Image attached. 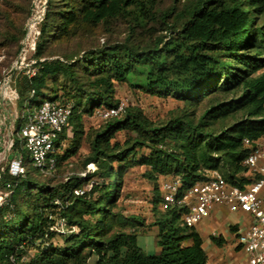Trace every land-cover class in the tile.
I'll list each match as a JSON object with an SVG mask.
<instances>
[{"label": "trees", "instance_id": "16d2710c", "mask_svg": "<svg viewBox=\"0 0 264 264\" xmlns=\"http://www.w3.org/2000/svg\"><path fill=\"white\" fill-rule=\"evenodd\" d=\"M45 1L32 56L35 74L21 77L16 90L20 101L35 107L45 100L71 105L73 113L58 137L52 175L26 164L24 178H1L0 188L8 184L11 193L0 206V264H87L92 256L94 264H206L194 228L181 223L179 210L160 207L159 185L177 179L186 189L206 181L211 171L240 188L249 184L242 162L250 147L243 141L251 146L264 137V0H191L177 13V28L164 24L169 30L164 42L154 39L144 48L108 44L78 59L70 54L41 60L47 42L64 39L72 28L128 20L127 43L136 29L144 31L156 20L151 0ZM33 8L30 0L27 17ZM169 14L160 15L162 22ZM25 23L18 33L21 39ZM141 67L145 73L140 78ZM115 84L170 96L183 102L184 109L163 125L128 105L118 117L100 120L95 114L99 108L122 101L114 99ZM83 116L103 122L84 158L85 165L96 169L84 179L74 177L53 187L49 183L60 173L62 160L76 152ZM120 131L136 137L111 142ZM142 149L147 153L139 155ZM132 164L145 167L144 176L158 184L149 223L155 229L157 255H146L136 244L146 221L113 209ZM93 176L111 183L75 195L83 180ZM96 190L98 196L92 198ZM60 225L62 233L57 232ZM211 241L223 243L221 237ZM34 247L32 259L25 262Z\"/></svg>", "mask_w": 264, "mask_h": 264}, {"label": "built area", "instance_id": "2783aa9c", "mask_svg": "<svg viewBox=\"0 0 264 264\" xmlns=\"http://www.w3.org/2000/svg\"><path fill=\"white\" fill-rule=\"evenodd\" d=\"M34 8L26 19L25 32L20 40L16 57L8 68L0 72V104H14L18 100L13 77L17 72L32 77L35 74V41L38 24L43 18L45 0H32ZM33 96L31 91L29 98ZM0 105V106H1ZM28 106L29 102H25ZM126 103L119 101L111 108H99L96 116L100 120L118 117ZM27 113L20 115V129L13 132V125L8 129L7 137L0 138V182L4 174L12 178H24L26 159L30 167L44 176H50L56 167L57 141L60 133L69 126L73 109L71 105H60L45 100L34 110L26 108ZM15 115H12L14 124ZM13 137L16 138L14 141ZM242 165L246 176L251 180L244 188L227 183L217 171H211L206 181L181 189L177 179L163 181L159 188L162 193V209L179 210L180 221L186 227H194L204 219L213 206H224L229 212H240L249 217L250 224L237 233L236 241L246 256L245 264H264V137L249 145ZM0 191V206L6 202L11 191L10 185ZM84 190L74 191L82 195ZM57 232L62 233L61 225Z\"/></svg>", "mask_w": 264, "mask_h": 264}, {"label": "rangeland", "instance_id": "374dc122", "mask_svg": "<svg viewBox=\"0 0 264 264\" xmlns=\"http://www.w3.org/2000/svg\"><path fill=\"white\" fill-rule=\"evenodd\" d=\"M154 9L156 10L155 22L147 26L146 30L136 29L133 34L129 35L128 42L124 43V38L127 36L128 20H119L111 23H101L96 26H81L75 30L71 29L70 35L62 40L49 41L45 46L43 59H56L62 55L76 54L78 59L83 56L88 50L95 47H101L108 44H126L134 45L139 48L149 47L154 39L162 38L169 34V30L164 24L174 27L179 26V19L177 13L181 8L191 0H151ZM30 0H0V72L4 68H8L11 62L17 55V47L21 37L18 36L22 29L24 21L28 18V7ZM170 11L169 16L162 22L160 15ZM137 74L141 73L139 77L144 76L145 68H137ZM25 74L17 72L13 77V84L17 89L18 81ZM114 99L122 100L128 107L139 108L144 112L145 117L155 125H163L170 118L178 116L184 109L185 104L177 101L170 96L157 97L143 92L138 88H130L125 84H115ZM30 94V92H29ZM1 105V104H0ZM32 111L36 107L32 102L25 105V101L18 100L12 104H2L0 106V138L7 137L8 129L13 125V132L20 129V115L26 114L27 110ZM15 115L14 124L12 123V115ZM81 132L77 141V149L74 153L62 160L59 174L53 178L49 185L55 187L63 183H67L74 177L81 179L85 178L86 173H92L96 167L94 164H84V158L89 153V143L103 122L91 116H83L81 120ZM136 135L131 131L116 132L113 141L123 143L126 139H133ZM14 141L16 138L13 137ZM64 153V152H63ZM139 155L147 153L146 149L138 151ZM26 164L30 166L29 160L26 159ZM113 168L117 164H112ZM145 167L132 164L121 179V187L119 197L113 206L114 210L122 209L127 214H136L144 221H149L151 215V199L153 196V189L156 183L148 181L144 176ZM80 179V180H81ZM79 182L81 183V181ZM111 183L109 179L103 180L99 176H93L89 180H83L80 190L88 191L92 187L96 189L102 188L105 184ZM0 191H3L0 188ZM35 191V190H34ZM98 196L97 190L92 193V198ZM54 216V215H53ZM55 231V230H54ZM56 233V232H54ZM56 235H58L56 233ZM56 236L54 241L58 240ZM59 243V242H58ZM35 253V247L29 249L25 262L32 259L31 256Z\"/></svg>", "mask_w": 264, "mask_h": 264}, {"label": "crops", "instance_id": "0c3cea01", "mask_svg": "<svg viewBox=\"0 0 264 264\" xmlns=\"http://www.w3.org/2000/svg\"><path fill=\"white\" fill-rule=\"evenodd\" d=\"M264 198V190L261 193ZM246 214L232 213L224 206H213L208 215L193 228L201 239L205 251L206 264H245L246 256L238 246L237 233L250 224ZM146 221V227L137 232L136 244L146 255H157L159 247L155 240V229ZM233 229V230H231ZM221 237L223 243L215 245L211 238ZM96 257L89 258L87 264H94Z\"/></svg>", "mask_w": 264, "mask_h": 264}]
</instances>
